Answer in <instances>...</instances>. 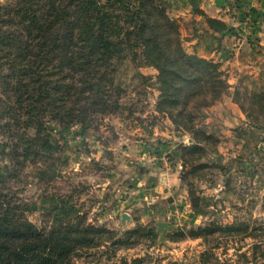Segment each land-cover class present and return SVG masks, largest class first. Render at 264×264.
Segmentation results:
<instances>
[{"label":"trees","instance_id":"1","mask_svg":"<svg viewBox=\"0 0 264 264\" xmlns=\"http://www.w3.org/2000/svg\"><path fill=\"white\" fill-rule=\"evenodd\" d=\"M201 14L213 30L228 29L224 21ZM125 60L156 69V110L187 130L228 86L220 63L185 50L164 0L0 4V264H74L89 248L108 242L131 247L143 235L135 228L116 238L112 230L88 222L71 196L48 191L60 176L56 162L67 137L86 136L98 116L121 111L115 73ZM249 94L244 97L250 106L240 102L242 111L264 115V92ZM29 165L45 188L35 200L17 188ZM34 211L42 224L30 219ZM216 233L257 237L264 236V227L256 233L248 222L234 221L213 229L199 226L187 236L207 239ZM212 257L208 246L200 263L209 264Z\"/></svg>","mask_w":264,"mask_h":264},{"label":"rangeland","instance_id":"2","mask_svg":"<svg viewBox=\"0 0 264 264\" xmlns=\"http://www.w3.org/2000/svg\"><path fill=\"white\" fill-rule=\"evenodd\" d=\"M179 1L164 0L167 13L179 26L185 50L201 56L190 39L193 17L179 8ZM208 59L220 63L228 86L201 109L191 130L156 110V69L125 60L115 73L121 111L98 116L86 136L67 137L50 194L71 196L88 222L105 226L116 238L135 228L143 233L131 247L108 242L89 248L74 264H134L137 258V264H201L208 246L209 264H264L263 235L187 236L199 226L213 229L234 221L248 222L256 233L264 227V115L247 116L239 105L249 107L244 95L264 88L230 85L225 61ZM25 170L17 188L35 200L45 188L34 165ZM29 217L37 225L44 220L38 211ZM160 221L168 225L163 241Z\"/></svg>","mask_w":264,"mask_h":264},{"label":"crops","instance_id":"3","mask_svg":"<svg viewBox=\"0 0 264 264\" xmlns=\"http://www.w3.org/2000/svg\"><path fill=\"white\" fill-rule=\"evenodd\" d=\"M180 0L179 8L193 18L191 42L198 54L225 61L230 85L264 88V0ZM193 7V8H192ZM193 9V10H191ZM224 21L215 31L201 14ZM227 44V45H226ZM207 46V52L205 50ZM221 46V48H220ZM226 47V50H225Z\"/></svg>","mask_w":264,"mask_h":264},{"label":"water","instance_id":"4","mask_svg":"<svg viewBox=\"0 0 264 264\" xmlns=\"http://www.w3.org/2000/svg\"><path fill=\"white\" fill-rule=\"evenodd\" d=\"M126 215L127 214H122V217H121V222L124 223L125 222V219H126ZM168 227L167 223L164 222V221H160L157 223V230L158 232H160L161 234V240L163 241L164 240V232H165V229Z\"/></svg>","mask_w":264,"mask_h":264}]
</instances>
